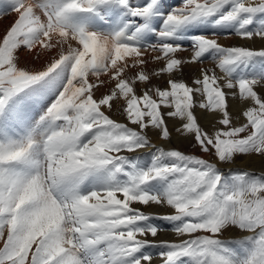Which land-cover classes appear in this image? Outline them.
Returning a JSON list of instances; mask_svg holds the SVG:
<instances>
[{
  "label": "snow or ice",
  "instance_id": "snow-or-ice-1",
  "mask_svg": "<svg viewBox=\"0 0 264 264\" xmlns=\"http://www.w3.org/2000/svg\"><path fill=\"white\" fill-rule=\"evenodd\" d=\"M7 13L0 264H264V171L236 165L264 162V0H3Z\"/></svg>",
  "mask_w": 264,
  "mask_h": 264
},
{
  "label": "rangeland",
  "instance_id": "rangeland-1",
  "mask_svg": "<svg viewBox=\"0 0 264 264\" xmlns=\"http://www.w3.org/2000/svg\"><path fill=\"white\" fill-rule=\"evenodd\" d=\"M180 2H181V0H167V3L170 6H173V7L175 5H177V4H179ZM2 3H3V0H0V4H2ZM15 19H16L15 15L11 14V13H7L5 15L0 16V36H2L5 33V30L8 27H10V25L15 21ZM220 42L224 43L226 45L246 43L245 41L239 40L236 37L228 38V37H225L223 35H220ZM256 43L259 44V41L257 40ZM179 55L181 57L187 58L190 55V51L182 52ZM21 56H22L21 63H24L25 61H27L29 63V65L32 66V67L39 68L41 65H43V64H45L47 62V57H42V58L37 59L35 56H27V57H25V55L23 53L21 54ZM159 66H160V64H158V63L155 64V65H149V67H156V68H158ZM205 66L211 67L212 66L211 62L210 61H205L204 65H199V64L188 65V66H186L184 68L183 75H184L185 78H189L194 73H197V70L199 68L205 67ZM129 75L131 76L132 73L130 72ZM161 82L162 81H156V80L153 81L154 84L161 83ZM102 91H103V89H102ZM54 98H55L54 96L52 98H46L45 99V105L51 103V100L54 99ZM232 103L235 104L234 101H232ZM32 111H33V114H35L36 118H37L39 113L42 111V108H41L40 105H33L32 106ZM114 118L117 119V120H122L123 119V117L120 116L119 114H114ZM207 130L211 131L212 129L208 128ZM148 134L153 139L154 142H156V143H164L166 147L175 146V147H177V148H179L181 150H184L186 152L194 151V149L192 148L190 143H186L185 141H183L181 138H179L175 134H174L173 140L170 141V142H164L162 140L159 141L157 139V137H156V134L153 131H151V130L148 132ZM253 157L254 158H259V157H256V156L242 157V158H238L236 162L237 163H242L243 161H245L246 158H249V159H251V161H253L254 160V159L252 160ZM256 165H260V167H258L257 170H255V169L254 170L247 169V170L252 171L254 173H259L260 171H264V162H262L261 158H259V162L256 163ZM228 166L229 165H220V167H222V168H225V167L228 168ZM252 168H255V167L252 166ZM146 210L152 211V212H159V213H164V212L168 211L167 209L165 210V209H158V208L152 209V210H149V209H146ZM161 235L164 237V238H161V239H168V240L179 239V237H177L176 234L174 232H171V231L162 232ZM225 235L228 236V235H231V233H225ZM157 264H159L158 260H157Z\"/></svg>",
  "mask_w": 264,
  "mask_h": 264
},
{
  "label": "bare ground",
  "instance_id": "bare-ground-1",
  "mask_svg": "<svg viewBox=\"0 0 264 264\" xmlns=\"http://www.w3.org/2000/svg\"><path fill=\"white\" fill-rule=\"evenodd\" d=\"M235 102V101H234ZM160 141V140H159ZM254 159V160H253ZM253 161H251V159L249 158H246L245 161H243L242 163H237L236 162V165L239 166V167H243L245 169H251V170H257L258 167H260V165H256V163L259 162V158H252ZM230 166V165H229ZM228 166V167H229ZM252 166H254L255 168H252ZM263 167V166H262ZM227 169V167H225ZM261 169V168H260ZM152 209H156V208H152ZM152 209H149V210H152ZM166 210V209H165ZM148 211V210H147ZM162 211V210H161ZM161 238H164L162 235L158 237V239H161Z\"/></svg>",
  "mask_w": 264,
  "mask_h": 264
}]
</instances>
